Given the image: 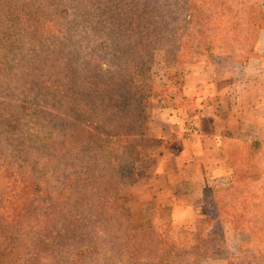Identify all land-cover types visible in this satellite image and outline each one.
<instances>
[{"label": "rangeland", "instance_id": "rangeland-1", "mask_svg": "<svg viewBox=\"0 0 264 264\" xmlns=\"http://www.w3.org/2000/svg\"><path fill=\"white\" fill-rule=\"evenodd\" d=\"M159 108L224 160L190 228L137 189ZM0 264H264V0H0Z\"/></svg>", "mask_w": 264, "mask_h": 264}, {"label": "crops", "instance_id": "crops-1", "mask_svg": "<svg viewBox=\"0 0 264 264\" xmlns=\"http://www.w3.org/2000/svg\"><path fill=\"white\" fill-rule=\"evenodd\" d=\"M222 66H206L197 74L200 84L216 77L225 79L226 73L224 77L217 76V73L222 74L217 72ZM196 90L187 88V95H195ZM205 111L209 113V110ZM176 113L175 110L159 108L149 122H145L141 136L161 140L162 145L153 150V156H159L157 171L152 170L151 175L139 179L136 182L139 187H136L147 197V201L157 206L170 207L175 221H179L181 227L190 228L201 212L203 190L209 177L224 160L216 156L218 147L213 119L209 114L197 118L199 128L195 134L186 135V138L182 126L176 125ZM212 154L216 156L214 159H210ZM167 164H170V168Z\"/></svg>", "mask_w": 264, "mask_h": 264}, {"label": "trees", "instance_id": "trees-1", "mask_svg": "<svg viewBox=\"0 0 264 264\" xmlns=\"http://www.w3.org/2000/svg\"><path fill=\"white\" fill-rule=\"evenodd\" d=\"M186 16H189V14H187L186 13ZM127 107V105L125 104V102L122 104H120V108L123 110V108H126ZM119 131H122V130H119ZM120 133V132H119ZM119 138V137H118ZM106 164L107 165H109V166H115V164L112 162V160L111 159H109V158H106Z\"/></svg>", "mask_w": 264, "mask_h": 264}, {"label": "built area", "instance_id": "built-area-1", "mask_svg": "<svg viewBox=\"0 0 264 264\" xmlns=\"http://www.w3.org/2000/svg\"><path fill=\"white\" fill-rule=\"evenodd\" d=\"M187 132L189 135L193 134L195 132L194 127L192 126V124H190V126H187Z\"/></svg>", "mask_w": 264, "mask_h": 264}]
</instances>
